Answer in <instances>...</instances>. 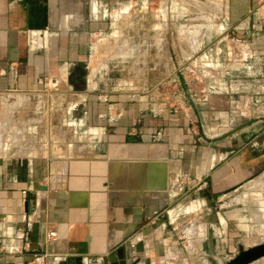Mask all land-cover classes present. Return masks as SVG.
I'll return each mask as SVG.
<instances>
[{
  "label": "crops",
  "instance_id": "0c3cea01",
  "mask_svg": "<svg viewBox=\"0 0 264 264\" xmlns=\"http://www.w3.org/2000/svg\"><path fill=\"white\" fill-rule=\"evenodd\" d=\"M171 1L0 0V94L41 97L57 111L30 153L0 157V264H26L33 250L66 256L58 264H187L186 244L165 229L169 216L141 222L155 212L152 197L165 196L176 179L186 189L167 197L192 201L193 161L206 148L198 162L210 171V187L195 195L208 208L191 218L207 214L209 230L224 231L214 249L264 223V116L242 120L239 109L242 102L264 107V19L257 15L264 0H204L193 5V19H185L184 0ZM126 9L134 16L121 17ZM185 25L206 28L191 43H208L199 53L209 61L208 79L191 88ZM125 28L124 43L148 51L100 49ZM168 33H176V66L141 83L143 59L168 58L152 46ZM117 58L130 60L122 84L108 76L106 61ZM76 70L78 87L70 81ZM169 73L182 82H169ZM193 207L183 208V219ZM50 230L56 237H46Z\"/></svg>",
  "mask_w": 264,
  "mask_h": 264
},
{
  "label": "rangeland",
  "instance_id": "374dc122",
  "mask_svg": "<svg viewBox=\"0 0 264 264\" xmlns=\"http://www.w3.org/2000/svg\"><path fill=\"white\" fill-rule=\"evenodd\" d=\"M176 0H172L171 2H175ZM204 0H184L186 4V13H185V19H193L198 18L197 14H194L193 12V5H197L199 3H202ZM129 3H127L126 7H128ZM198 6V5H197ZM124 7V8H126ZM123 10V9H122ZM125 12V13H123ZM120 11L121 17L129 18L133 17L135 14V11L133 10H124ZM172 13V14H171ZM170 15L169 18H172L174 15V12H168ZM258 16H261V18L264 19V5L260 8L259 12L257 13ZM200 17L203 18V14H200ZM175 18V17H174ZM206 28L204 27H198V26H189L185 25L184 27V33H185V43H184V49H185V62L186 65L190 63V73H187L184 75V78L189 84V88L193 85V83L196 85L203 84L207 81L208 76L206 74V71L209 70V61L202 59V57H199L203 55V51L205 50V47L208 46V43H191V39H193V35H199L203 34ZM128 28H125L122 33L116 34L115 37H112L109 39L108 42H105L104 44H100L101 50L103 51H109V52H120V50H127L129 51V47H132V51H148V46L144 44L141 45H135L134 44H128L124 43L127 42L129 39L128 34ZM171 30V29H170ZM175 28H173V31ZM219 31V28L217 29ZM168 36H165L163 40L165 39L167 42L159 41L154 42L153 50H156L161 53V51H166L168 54V58H151V59H143L140 69L142 71V74L136 75V79L139 80L141 83H151L153 80L158 79L160 80L165 76V68H169L168 71H170L171 67L174 68L176 66V47L177 43L175 41L176 39V33L173 35L171 33H168ZM220 34L219 32L217 33ZM189 38V41L187 40ZM236 41V40H234ZM162 43V44H161ZM163 45V48L162 46ZM199 46V47H198ZM156 47V49H155ZM162 49V50H161ZM133 54V53H132ZM163 54V53H161ZM95 55V53L93 54ZM199 57V58H198ZM198 58V59H196ZM133 59H131V62ZM138 62H140L138 60ZM137 62V63H138ZM106 63L110 71H108V76L113 82L121 81V84L126 81L128 77V73L126 72V67H128L130 60L128 58H117V59H111L107 60ZM138 65V64H137ZM150 68L148 72L147 70ZM152 68V69H151ZM196 68H199L200 70H194ZM194 71V72H193ZM146 72V73H144ZM172 71H170L171 73ZM168 75V79L171 80L173 77H175V74ZM191 74V75H189ZM182 77V75H180ZM219 78V77H218ZM244 78V77H243ZM183 79V78H182ZM148 80V81H147ZM143 85V84H142ZM192 95L190 97L192 99H197L198 94L197 92L190 91ZM202 93V92H201ZM3 95V94H2ZM0 94V157L5 156L7 157L8 154L12 156H22L24 154L30 153L33 149V147L38 146V138L41 134L47 133L48 129L50 127V120L53 116L56 115L57 111L55 107H51L47 105V101L44 100V98L41 97H33L26 95H20L21 100H8L4 96ZM44 103L45 106L40 105L39 103ZM239 109L242 111V120L247 119H254L258 116H264V107H257L256 105H250L248 103L242 102L240 104ZM245 116V117H244ZM264 124V123H263ZM49 144L46 145V148H48ZM208 150L207 148L205 151ZM204 151V150H203ZM201 151L196 154L197 158L194 159L193 163L197 165V168L195 169V174L192 176L193 182H195V186L192 188V190L189 192L187 191V194L190 195V199L192 200L196 197L197 199L194 201H191L192 204H184L183 198H185L183 195H178L176 198H170L167 197L168 191H177V187H169L168 191L166 192L165 196H153V200L151 204L149 203L148 206L153 207L154 214H150L151 217L144 218L142 220V224L144 225L146 221H150L154 215L157 214V217H161L162 215H168L170 216V222H168L165 226V229L167 230H174L176 229V239L180 244H186L189 252L186 250L183 251L182 257H187V264H212L211 259L215 260L218 264H223L227 260H229L231 257L235 256L240 248H246L250 245H253L258 242L264 241V234L262 233L264 230V223H256L252 225L244 226L246 230L242 227V230L240 231L239 236H237L236 239H234V243L232 247L228 246L227 243L219 244L217 246V249H214L216 246L215 240H221L225 238L224 231L221 228H217L216 232H212L209 230L208 225V216H207V210L204 212V217L201 219L198 218V214L201 211H204V209L208 208V203L206 205L202 206V200L199 195H203L202 192L209 191L210 184L208 182L209 179H211L210 171L206 172L204 171V166L201 164V162H198L199 156H204V152ZM203 158V157H202ZM192 162V161H191ZM200 163V164H199ZM217 164V163H216ZM214 166V165H213ZM212 166V167H213ZM211 167V168H212ZM262 170V169H261ZM260 171V170H259ZM258 172V171H257ZM256 172V173H257ZM260 173V172H258ZM199 178V179H198ZM195 180V181H194ZM200 181V182H199ZM201 186V190H199V195L197 194V187ZM185 187L183 188V191H185ZM196 192V193H195ZM259 200L264 201V192L262 190L259 191ZM244 194V190H243ZM217 197V196H216ZM161 198H164L163 204L160 202ZM207 199V198H205ZM223 201H216V203H222ZM194 206L190 212H184V215L186 219L182 218V210L183 208L187 206ZM140 208V205L137 206ZM237 206H234L233 209H235ZM244 206H240L242 208ZM238 208V207H237ZM177 212H176V211ZM229 210V208H228ZM175 211V212H174ZM241 213H244V210H241ZM149 213V212H148ZM191 214L196 215L197 218L193 220L191 218ZM189 215V216H188ZM244 217V216H243ZM168 218V216H167ZM249 218V217H248ZM190 219V220H189ZM192 219V220H191ZM244 219V218H243ZM140 223V224H141ZM244 223V220H243ZM174 228V229H173ZM175 231V230H174ZM229 229H227V232ZM174 233V235H175ZM180 238V239H179ZM178 244V246H180ZM149 254H157L156 252L149 251ZM171 255V254H170ZM248 264H264V257L258 258Z\"/></svg>",
  "mask_w": 264,
  "mask_h": 264
},
{
  "label": "built area",
  "instance_id": "2783aa9c",
  "mask_svg": "<svg viewBox=\"0 0 264 264\" xmlns=\"http://www.w3.org/2000/svg\"><path fill=\"white\" fill-rule=\"evenodd\" d=\"M169 80V79H168ZM178 80L179 81H181L180 80V78H179V76H177V75H175V77H173L171 80H169V82H172V83H177L178 82ZM165 81H167V80H165ZM182 82V81H181ZM198 99V98H197ZM40 105H43V106H45L44 105V103H39V106ZM46 147V146H45ZM183 180L182 179H176V182H175V184H174V186L173 187H177V190H178V192L179 193H181L182 191H183ZM174 196H175V194H174ZM192 201H194V200H192ZM187 204H192V202L191 201H189L188 203H186L185 205H187ZM201 204H203L204 205V202L203 203H201ZM189 206V205H188ZM186 211V210H185ZM187 212V211H186ZM167 216H169V214L167 215ZM166 215H162V217H167ZM169 218H170V216H169ZM46 237L48 238V239H50V238H54V237H56L55 236V232L54 231H48L47 233H46ZM134 244H132V246H133ZM29 247V243L28 242H25V248L27 249ZM52 257V258H51ZM66 258V256H52L50 253H45V252H39V251H36V250H33L32 252H31V258H29L27 261H26V264H58V263H60V261H63L64 259ZM50 259H52V260H50Z\"/></svg>",
  "mask_w": 264,
  "mask_h": 264
},
{
  "label": "water",
  "instance_id": "95a60500",
  "mask_svg": "<svg viewBox=\"0 0 264 264\" xmlns=\"http://www.w3.org/2000/svg\"><path fill=\"white\" fill-rule=\"evenodd\" d=\"M240 127H237L238 129ZM41 189H45L44 186H40ZM24 206L26 208L27 202L24 203ZM165 221V217L160 218L159 223ZM109 258L112 256H115V254L108 255ZM264 257V241L255 243L249 247L246 248H240L238 253L231 257L229 260L224 262L223 264H248L258 258ZM212 264H218L215 260L211 259Z\"/></svg>",
  "mask_w": 264,
  "mask_h": 264
},
{
  "label": "trees",
  "instance_id": "16d2710c",
  "mask_svg": "<svg viewBox=\"0 0 264 264\" xmlns=\"http://www.w3.org/2000/svg\"><path fill=\"white\" fill-rule=\"evenodd\" d=\"M77 71L76 70L75 72L72 71V74L70 75V81L73 83L74 86H80V75L78 74L77 75Z\"/></svg>",
  "mask_w": 264,
  "mask_h": 264
},
{
  "label": "bare ground",
  "instance_id": "6f19581e",
  "mask_svg": "<svg viewBox=\"0 0 264 264\" xmlns=\"http://www.w3.org/2000/svg\"><path fill=\"white\" fill-rule=\"evenodd\" d=\"M175 211H176V210H175ZM175 211H174V212H175ZM176 212H177V211H176Z\"/></svg>",
  "mask_w": 264,
  "mask_h": 264
}]
</instances>
